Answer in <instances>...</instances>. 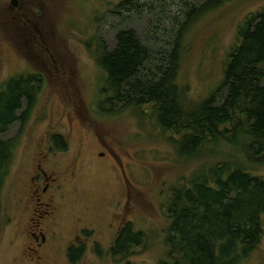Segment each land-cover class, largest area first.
I'll return each mask as SVG.
<instances>
[{
    "label": "rangeland",
    "instance_id": "obj_1",
    "mask_svg": "<svg viewBox=\"0 0 264 264\" xmlns=\"http://www.w3.org/2000/svg\"><path fill=\"white\" fill-rule=\"evenodd\" d=\"M40 1L36 14L27 17V25L0 3V88L24 75H44L27 126L17 122L2 135L4 139L19 137L20 145L1 195L0 264L169 262L165 238L171 221L166 203L172 192L218 162L244 161L253 175L263 179L264 166L246 162L241 150L228 143L201 148L186 144L188 153L181 157L182 137L160 129L151 111L147 113L149 109L135 114L137 107L123 109L115 101L107 102L105 75L97 56L104 46L108 52L117 47L119 33L134 32L150 51L162 57L159 54L174 50L176 34L189 8L201 3ZM262 10L264 0H229L185 31L178 84L188 108L200 106L219 88L240 27ZM222 102L217 97V103ZM60 138L66 149L60 148ZM39 165L56 179L53 191L41 201L31 184ZM41 182L44 180L38 179L36 186ZM51 194L54 203L49 202ZM114 200L121 202L117 213L136 222L143 235L141 245L126 256L112 253L113 239H107L104 230L97 235L99 244L94 251L86 237H74L77 219L111 217L114 205H109ZM49 203L62 210L56 221L53 217L58 215L46 206ZM48 225L53 238L40 248L29 231L46 232ZM71 242L82 250L79 257L67 253ZM245 264H264V238Z\"/></svg>",
    "mask_w": 264,
    "mask_h": 264
},
{
    "label": "trees",
    "instance_id": "obj_2",
    "mask_svg": "<svg viewBox=\"0 0 264 264\" xmlns=\"http://www.w3.org/2000/svg\"><path fill=\"white\" fill-rule=\"evenodd\" d=\"M198 1L201 4L190 7L185 15L174 50L159 54L162 57L134 32L119 33L111 52L103 47L97 62L105 75L107 102L115 101L123 109L137 107L135 114L149 109L160 129L182 137L181 157L188 153L186 144L201 148L228 143L241 150L246 162L264 166V10L240 27L219 88L191 109L178 84L186 48L184 33L229 0ZM41 48L50 56L44 43ZM43 76L24 75L0 88V205L20 145L19 137L4 139L2 135L17 122L27 126ZM217 97L223 102L217 103ZM175 136L172 140L179 147ZM66 146L60 138V148ZM252 172L244 161H222L198 171L187 186L176 188L166 203L171 221L165 238L170 261L160 264H245L264 238V179ZM142 238L141 233L133 235L126 229L114 254L123 251L126 256L141 245ZM76 254L73 250L71 257Z\"/></svg>",
    "mask_w": 264,
    "mask_h": 264
},
{
    "label": "flooded vegetation",
    "instance_id": "obj_3",
    "mask_svg": "<svg viewBox=\"0 0 264 264\" xmlns=\"http://www.w3.org/2000/svg\"><path fill=\"white\" fill-rule=\"evenodd\" d=\"M40 2H41L40 0H0L1 5L6 10H9L12 13L14 12L15 17L19 16L20 19L22 20L21 22H23L26 25L28 23L27 17L33 16L34 14H36V7L39 8V6L41 5ZM99 155L105 156V153H99ZM38 169H39V172H37V175L31 178V184L35 185L36 187L35 193L37 194L39 198L38 201H41V199L45 195H47L49 191H53L54 183L56 179H53V176L49 175L42 168L41 165H39ZM38 179L39 180L43 179L44 182H41L36 186L37 184L36 182ZM115 194L118 195L119 193L116 192ZM123 194L124 192H122V195ZM53 198H54V195L51 194L49 196L50 203H54ZM50 203L46 204V206L49 208L53 207L52 204ZM109 206H113L112 209L114 211L111 217L106 218V219L97 218L96 220H92V221H89V218H79L75 221V225L73 229L75 231V234H74L75 238H82L84 236L86 237V239H84L85 241H91V243L88 244V246H91L92 250L93 248H96L97 244H99L97 235L99 234L100 231L104 230V232L106 233V236H109L106 238L107 239L110 238L111 240L113 239V243L111 244L112 245L111 250H112V253L114 254V248L116 247L117 241L123 235L126 229H129L133 235L139 234L141 232L138 230V224L136 222L130 221L128 220V218H123L120 216L119 213H117V210L120 209L121 207L120 201L116 202L114 200L110 203ZM61 212L62 210L60 211V206L53 207V214L58 215L57 217H53L54 221L59 219ZM99 219L102 220V223L101 221L99 222ZM104 220H106L105 223H103ZM51 227L50 225H48L46 232L43 229H40L39 233L34 232V229L33 231H29V235L31 239H34L40 248L45 247L48 244L49 238H53V236H51L48 233V231L51 230ZM75 240L80 241L82 239H75ZM74 246H75V243L71 242L67 249V253L69 254L70 252L75 250V252L79 253L78 256H80L82 253V250L79 251V249L77 250ZM120 255H123V251H121Z\"/></svg>",
    "mask_w": 264,
    "mask_h": 264
}]
</instances>
